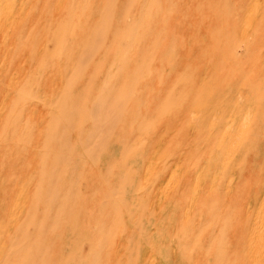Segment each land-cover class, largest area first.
I'll return each mask as SVG.
<instances>
[{
    "label": "rangeland",
    "instance_id": "374dc122",
    "mask_svg": "<svg viewBox=\"0 0 264 264\" xmlns=\"http://www.w3.org/2000/svg\"><path fill=\"white\" fill-rule=\"evenodd\" d=\"M30 2L0 264H264V0Z\"/></svg>",
    "mask_w": 264,
    "mask_h": 264
},
{
    "label": "bare ground",
    "instance_id": "6f19581e",
    "mask_svg": "<svg viewBox=\"0 0 264 264\" xmlns=\"http://www.w3.org/2000/svg\"><path fill=\"white\" fill-rule=\"evenodd\" d=\"M21 0H19V2H20ZM31 0H22V3L23 4H21V6L22 5H26V4H29V5H31V2H30ZM33 1V0H32ZM35 1V0H34ZM59 2V1H58ZM62 2V1H61ZM17 3H18V0H0V63H1V65H0V67L2 66V68H4V73H1V75L4 77L5 76V72H6V70H7V67L9 66V64H10V62H12V61H10V55L11 54H13L12 52H13V50H15V47H16V45H17V43H16V40H15V37H16V35H18V34H23L24 33V30H22V32H20L19 33V26L21 25V24H19L20 23V21H21V17H22V14L25 16V14H26V12H25V10H24V12H23V10H21L20 11V13L18 14V15H20V17H18L17 18V16H16V10L14 9V12L13 13H11V14H8V15H5L4 17H1L2 16V13L1 12H4L3 10H8V11H10V7L9 6H11V5H13V4H15V5H17ZM15 5H13V6H15ZM58 5H59V3H58ZM9 7V8H8ZM17 7V6H16ZM12 8H14V7H12ZM12 11H13V9H12ZM5 12H7V11H5ZM4 12V13H5ZM3 13V14H4ZM16 23H18V29H14L15 27H14V25L16 24ZM23 28H26V25H24L23 26ZM15 30H17V31H15ZM28 31V30H27ZM14 34V35H13ZM1 55H3V59H2V61H1ZM18 69V68H17ZM18 73V72H17ZM15 75L16 74H14V77H15ZM18 75V74H17ZM3 77H1V79H3ZM12 79V78H11ZM256 232V230L254 229L253 230V232ZM253 235H254V233H253ZM249 236V235H248ZM254 237H256L255 235H254ZM250 238H248V240H249ZM255 239H257V238H255ZM258 240V239H257ZM254 240H253V238H252V236H251V243H249L248 242V244H247V246H250V245H252V243H254L253 242ZM259 241V240H258ZM246 242H247V240H246ZM255 243H257V242H255ZM250 244V245H249ZM258 244V243H257ZM251 247V246H250ZM249 247V248H250ZM248 248V249H249ZM255 251V250H254Z\"/></svg>",
    "mask_w": 264,
    "mask_h": 264
}]
</instances>
